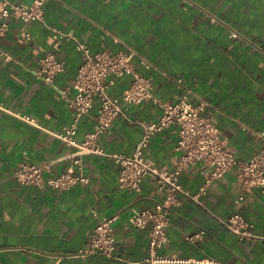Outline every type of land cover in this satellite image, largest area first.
<instances>
[{
    "label": "crops",
    "instance_id": "1",
    "mask_svg": "<svg viewBox=\"0 0 264 264\" xmlns=\"http://www.w3.org/2000/svg\"><path fill=\"white\" fill-rule=\"evenodd\" d=\"M11 1L28 6L33 0ZM43 9L47 25L71 33L92 51L131 48L145 56L153 65L154 97L171 102L185 90L191 102L205 103L204 114L238 157L248 158L260 147L250 131L264 130V0H47ZM230 31L238 36L231 37ZM0 49L9 56L0 67V104L34 120L0 108V264H146L149 227L137 230L128 218L132 209H152L164 196L152 175L143 178L139 191H130L118 185L112 158L86 154L87 182L68 190L22 184L13 177L20 161H52L49 175L73 170L74 149L57 137L74 116L58 93L81 62L73 40L39 21L11 19L0 35ZM48 51L64 64L53 88L31 72ZM131 80V75L115 78L110 93L119 95ZM97 105L94 100L79 119L76 142L91 128ZM159 114L160 107L151 100L129 110L136 121ZM177 136L176 126L156 132L142 149L144 158L170 168ZM142 138L138 123L118 117L98 142L107 153H130ZM206 168L198 160L185 169L179 177L183 190L198 193ZM235 172L230 169L197 200L176 195L166 227L168 241L159 252L187 261L158 264H264V194L252 191L235 204ZM92 208L98 218L115 217L113 257L77 255L96 222ZM233 212L252 223L251 236L239 239L223 224ZM200 231L193 242L186 240Z\"/></svg>",
    "mask_w": 264,
    "mask_h": 264
},
{
    "label": "built area",
    "instance_id": "2",
    "mask_svg": "<svg viewBox=\"0 0 264 264\" xmlns=\"http://www.w3.org/2000/svg\"><path fill=\"white\" fill-rule=\"evenodd\" d=\"M46 1L33 0L28 6H22L11 0H0V35L7 32L11 19H17L24 23L39 21L61 37L73 40L81 62L76 74L58 89V93L74 110V116L71 123L57 133L59 139L74 149L71 155L73 170L67 169L57 175H49L52 161L40 164L20 161L13 171L14 179L19 183L35 187L68 190L77 184L87 182L82 161V157L86 154L106 155L112 158L118 166V185L130 191H139L143 178L150 174L155 177L158 188L164 191V196L152 209H132L128 218L129 223L137 230L149 227L144 262L158 264L187 261L169 258L159 252L168 241L166 227L171 207L177 202L176 195L183 193L197 200L198 195L205 193L214 181L221 179L232 168L236 170L235 176L239 186V193L233 199L235 204L242 202L252 191L257 190L264 194V130L250 131L261 143L258 150L248 158L238 157L234 149L220 136L211 118L204 114L205 103L191 102L185 90L174 101L157 100L153 95L155 77L151 72L153 65L150 60L131 48L118 52L92 51L87 44L76 39L71 33H63L46 24L43 9ZM230 36L236 37L238 34L236 31H230ZM26 37H29V33H26ZM8 59L7 53L0 49V67ZM138 67L144 68L148 73H141ZM63 69V62L54 52L48 51L38 58L31 72L37 81L53 88L55 77ZM123 75H131V82L119 95H112L110 87L115 78ZM176 82L180 86L182 80L177 79ZM94 100L98 101V105L93 116V124L85 133L83 140L76 142L74 135L78 121L89 112ZM150 100L160 107L159 116L147 121L133 120L129 115L130 107ZM0 108L6 109L1 104ZM9 112L24 121L34 122L30 115L21 110ZM118 117L128 122H136L142 128V142L130 153H107L98 142L101 134L108 132L111 123ZM170 126H176L178 133L173 148L172 166L158 167L144 158L142 149L148 145L156 132ZM198 160H203L207 168L198 193L190 194L183 190L179 177L185 169ZM90 215L96 218V222L88 231L85 244L77 255L86 257L99 254L113 257L115 238L111 224L115 217L98 218L95 208L90 209ZM222 222L239 239L252 235V223L239 212L231 213ZM202 233L203 231H200L188 235L186 240L193 242ZM207 262L218 264L210 260Z\"/></svg>",
    "mask_w": 264,
    "mask_h": 264
}]
</instances>
